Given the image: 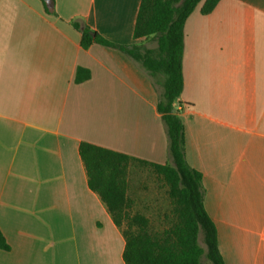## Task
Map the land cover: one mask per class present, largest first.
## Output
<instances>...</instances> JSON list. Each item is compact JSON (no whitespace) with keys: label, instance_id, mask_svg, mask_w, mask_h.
Segmentation results:
<instances>
[{"label":"crops","instance_id":"crops-1","mask_svg":"<svg viewBox=\"0 0 264 264\" xmlns=\"http://www.w3.org/2000/svg\"><path fill=\"white\" fill-rule=\"evenodd\" d=\"M141 1L49 0L47 12L42 0H0V264H126L79 149L168 164L159 90L133 59L83 48L81 35L152 49L134 39ZM201 7L185 25V155L225 263L264 264V0ZM79 68L91 73L80 84Z\"/></svg>","mask_w":264,"mask_h":264},{"label":"trees","instance_id":"trees-1","mask_svg":"<svg viewBox=\"0 0 264 264\" xmlns=\"http://www.w3.org/2000/svg\"><path fill=\"white\" fill-rule=\"evenodd\" d=\"M42 1L49 12V0ZM220 1L142 0L134 39L156 40V49L143 51L138 45L115 44L89 27L82 30L83 48L101 45L117 49L151 77L159 90L158 111L168 137L170 162L166 165L149 163L87 142L80 145L89 187L100 196L122 230L126 264H203V258L209 264H226L219 250L217 228L205 209L202 174L187 162L184 124L179 112H175V104L180 102L184 89L186 22L200 5L201 13L208 15ZM75 27L81 29L77 24ZM90 77L88 70L79 68L76 82L83 83ZM138 165L150 168L168 188L172 209L163 220L169 221L168 227L153 229L150 218L129 212L130 177ZM0 250L10 251L1 230Z\"/></svg>","mask_w":264,"mask_h":264},{"label":"rangeland","instance_id":"rangeland-1","mask_svg":"<svg viewBox=\"0 0 264 264\" xmlns=\"http://www.w3.org/2000/svg\"><path fill=\"white\" fill-rule=\"evenodd\" d=\"M146 41V47L157 48L156 40ZM167 190L165 183L150 168L136 166L130 177L129 197L132 201L130 214L150 216L153 229L168 227L169 221H163L172 209ZM203 264H209L206 258H203Z\"/></svg>","mask_w":264,"mask_h":264},{"label":"built area","instance_id":"built-area-1","mask_svg":"<svg viewBox=\"0 0 264 264\" xmlns=\"http://www.w3.org/2000/svg\"><path fill=\"white\" fill-rule=\"evenodd\" d=\"M180 102H176V104H175V112H180L183 109V104H181Z\"/></svg>","mask_w":264,"mask_h":264}]
</instances>
